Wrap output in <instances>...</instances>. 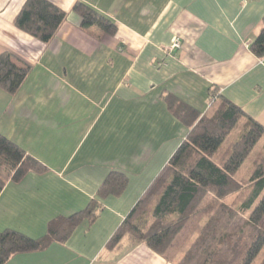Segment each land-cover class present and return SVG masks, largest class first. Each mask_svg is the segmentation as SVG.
I'll return each instance as SVG.
<instances>
[{"label": "crops", "instance_id": "1", "mask_svg": "<svg viewBox=\"0 0 264 264\" xmlns=\"http://www.w3.org/2000/svg\"><path fill=\"white\" fill-rule=\"evenodd\" d=\"M47 1L66 18L42 43L15 25L26 0H0V55L31 66L14 96L0 89V134L45 167L3 187L0 232L39 239L50 221L91 200L101 211L65 242L5 264H172L128 237L114 249L107 244L187 135L166 94L205 115L216 88L264 128V58L248 47L262 27L264 0ZM76 2L115 32L81 29ZM112 171L126 185L100 198Z\"/></svg>", "mask_w": 264, "mask_h": 264}, {"label": "trees", "instance_id": "2", "mask_svg": "<svg viewBox=\"0 0 264 264\" xmlns=\"http://www.w3.org/2000/svg\"><path fill=\"white\" fill-rule=\"evenodd\" d=\"M73 11L81 18V29L94 28L106 35L115 32L112 22L83 3L76 2ZM65 18L66 13L47 0H26L15 25L48 43ZM248 47L255 57L264 58V17ZM12 57L0 55V89L14 96L31 66ZM164 99L175 118L187 128V135L112 235L107 248L114 249L128 236L131 243L142 244L163 256L201 200L210 195L214 202L205 208L204 222L184 244L183 257L177 264H264V145L259 157L240 174L243 163L264 135V128L246 118L237 106L219 99L216 88L208 94L210 107L215 105L211 114L200 115L171 94ZM237 128L239 132L223 147ZM44 171L39 161L0 134V193L8 182H19L28 173ZM126 181L124 174L110 172L98 197L120 195ZM240 192L245 196L236 205L221 202ZM100 211L101 205L91 200L84 210L50 221L46 234L39 239L13 230L0 232V264L14 255L43 251L53 243L65 242L82 220L91 224ZM237 215H247V219L237 231L228 232Z\"/></svg>", "mask_w": 264, "mask_h": 264}, {"label": "rangeland", "instance_id": "3", "mask_svg": "<svg viewBox=\"0 0 264 264\" xmlns=\"http://www.w3.org/2000/svg\"><path fill=\"white\" fill-rule=\"evenodd\" d=\"M237 131L239 132V129H234L228 137L226 138L223 147L227 146L231 140L235 137ZM263 141L262 139L257 142L255 147L253 148L250 156L248 159L243 163L240 174H242L244 171H247L249 167L252 165V163L259 157V150L262 148ZM258 155V156H257ZM244 193H236L231 194L225 197L221 202H224L225 204H231L236 205L238 199L242 200L244 198ZM214 202V199L210 195H206L201 202L198 204V207L195 211V213L190 217V219L187 221V223L184 225L182 230L179 232V234L174 238L172 241L171 246L168 248V250L165 252L163 256H161L166 262H172V264H177L183 257L182 248L184 244L192 239L195 236V231L197 227L204 222V210L207 208L208 205H211ZM247 215H237L236 218L233 220V222L228 226V232H235L237 231L242 224L246 221ZM128 237V236H127ZM137 245V244H136Z\"/></svg>", "mask_w": 264, "mask_h": 264}, {"label": "built area", "instance_id": "4", "mask_svg": "<svg viewBox=\"0 0 264 264\" xmlns=\"http://www.w3.org/2000/svg\"><path fill=\"white\" fill-rule=\"evenodd\" d=\"M179 45H180L179 40L176 39L172 47H173V48H178Z\"/></svg>", "mask_w": 264, "mask_h": 264}]
</instances>
